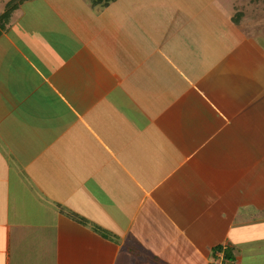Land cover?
<instances>
[{"label": "crops", "instance_id": "obj_1", "mask_svg": "<svg viewBox=\"0 0 264 264\" xmlns=\"http://www.w3.org/2000/svg\"><path fill=\"white\" fill-rule=\"evenodd\" d=\"M238 10L18 0L0 264H264V20Z\"/></svg>", "mask_w": 264, "mask_h": 264}, {"label": "rangeland", "instance_id": "obj_2", "mask_svg": "<svg viewBox=\"0 0 264 264\" xmlns=\"http://www.w3.org/2000/svg\"><path fill=\"white\" fill-rule=\"evenodd\" d=\"M227 2L230 3V7L238 8V12H244L247 16H260L257 20H264V0H227Z\"/></svg>", "mask_w": 264, "mask_h": 264}, {"label": "trees", "instance_id": "obj_3", "mask_svg": "<svg viewBox=\"0 0 264 264\" xmlns=\"http://www.w3.org/2000/svg\"><path fill=\"white\" fill-rule=\"evenodd\" d=\"M88 1H90L93 6H107L110 3L117 1V0H88ZM17 2H18V0H12L8 4V7H7L5 14L0 17V26L3 29L5 28V24H7L10 21L12 15H13V12L16 10Z\"/></svg>", "mask_w": 264, "mask_h": 264}, {"label": "built area", "instance_id": "obj_4", "mask_svg": "<svg viewBox=\"0 0 264 264\" xmlns=\"http://www.w3.org/2000/svg\"><path fill=\"white\" fill-rule=\"evenodd\" d=\"M221 264H225V262L223 261V263H221Z\"/></svg>", "mask_w": 264, "mask_h": 264}]
</instances>
